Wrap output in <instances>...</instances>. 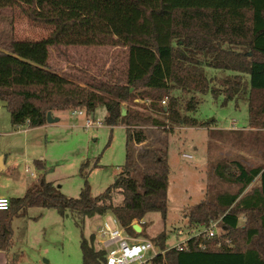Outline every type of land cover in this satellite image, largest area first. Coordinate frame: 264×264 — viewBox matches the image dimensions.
<instances>
[{
  "label": "trees",
  "instance_id": "obj_1",
  "mask_svg": "<svg viewBox=\"0 0 264 264\" xmlns=\"http://www.w3.org/2000/svg\"><path fill=\"white\" fill-rule=\"evenodd\" d=\"M24 20L34 34L18 39L15 25ZM0 34L5 35L0 99L13 126H42L48 112L90 113L103 106L104 123L124 125L127 136L126 160L104 192L92 195L85 180L80 195L70 197L41 172L23 196L9 198L10 207L0 210L1 250L13 244V219L31 207L73 214L80 228L86 219L110 213L127 234L148 238L146 215L167 214L169 134L177 125L202 124L194 116L198 94L210 92L224 104L246 102L248 127H264V0H0ZM71 47L119 48L124 62L116 70L61 74L50 64L48 50L64 56ZM38 50L45 51L37 55ZM201 66L221 74L208 77ZM152 128L164 136L153 138ZM216 132L247 138L264 152L261 130ZM145 142L136 152L135 146ZM86 166L81 167L85 177ZM35 167L45 170V163L36 160ZM210 168L216 181L235 189L208 183L203 199L185 208V217L199 229L218 220L221 235L202 233L186 239L182 249H167L162 232L149 238L160 250L148 264H264V163L248 166L239 158L218 157ZM134 223L141 225L140 232ZM96 241L94 233L81 234L82 264H107V251Z\"/></svg>",
  "mask_w": 264,
  "mask_h": 264
},
{
  "label": "rangeland",
  "instance_id": "obj_2",
  "mask_svg": "<svg viewBox=\"0 0 264 264\" xmlns=\"http://www.w3.org/2000/svg\"><path fill=\"white\" fill-rule=\"evenodd\" d=\"M15 33L18 39L34 34L25 20L16 23ZM4 37V34H0V39ZM43 51L38 50L36 53L38 55ZM49 51L50 64L65 75L78 74L82 68L92 71L99 68L104 71L116 70L124 62L123 51L119 48L71 47L64 56H58L54 50ZM24 55L20 52L18 56L25 59ZM197 56L200 58L203 54L198 53ZM200 72L208 77L221 74L210 66H201ZM197 97L200 103L194 116L202 124L177 125L169 134L168 160L171 173L166 218L156 211L148 213L144 219L148 239L166 232L167 246L183 241L199 229L189 226L185 208L203 199L208 183L218 188L235 189V186L216 181L210 172V161L227 157L239 158L248 166L264 163V152L261 153L257 145L248 144L247 138L239 141L236 135L229 133L217 136V129L240 132V129L245 128L264 132V127H248L246 102H240L238 106L234 101L224 104L223 98H214L210 92L198 94ZM54 116L60 118L59 121L36 127L25 124L17 129L11 123L5 102L0 101V154L3 152L6 156L5 168L0 169L1 195L23 196L26 188L38 183L30 176L33 171L38 174V179L39 174L44 172L45 180L53 182L70 197L80 195L85 180L94 196L104 192L114 182L126 160L125 126L105 124L106 109L103 106H98L90 113L84 112L82 116L72 114L71 110L54 112ZM87 119L102 125L86 128ZM152 129L153 138L164 136L161 129ZM13 131L14 134H8ZM146 144H137L134 149L136 152L141 151ZM183 154L192 157L187 158ZM36 160L45 163V170L35 167ZM83 163L87 164L86 177L81 174ZM97 220L86 219L80 228L73 214L62 215L54 208H29L25 216L12 221L14 235L10 248L11 264H82V233L87 238L94 233L96 247L102 248L96 232L99 225ZM241 221L243 223V218ZM178 230L184 233L177 235ZM155 250H160L157 245Z\"/></svg>",
  "mask_w": 264,
  "mask_h": 264
},
{
  "label": "built area",
  "instance_id": "obj_3",
  "mask_svg": "<svg viewBox=\"0 0 264 264\" xmlns=\"http://www.w3.org/2000/svg\"><path fill=\"white\" fill-rule=\"evenodd\" d=\"M167 97L162 100L165 104ZM148 103L149 100H146ZM83 109H74L72 114L84 115ZM234 124V122H233ZM102 123L95 122L87 119L85 122L86 128L99 127ZM184 157L191 158L192 155L184 154ZM35 176V173H31ZM10 207V199L7 196H0V210H7ZM219 221H212L209 227L199 229L197 232L189 234L183 241L176 243L172 246H167V249L176 247L182 249L186 239L201 235L204 233L206 238H212L218 234ZM98 240L101 242L102 247L106 249V263L107 264H148L150 259L158 252L155 250V245L151 239L136 238L127 234L120 226L118 220L113 217L111 221H103L96 227ZM184 233L182 230L177 231V235ZM153 252L152 254H149Z\"/></svg>",
  "mask_w": 264,
  "mask_h": 264
},
{
  "label": "crops",
  "instance_id": "obj_4",
  "mask_svg": "<svg viewBox=\"0 0 264 264\" xmlns=\"http://www.w3.org/2000/svg\"><path fill=\"white\" fill-rule=\"evenodd\" d=\"M2 99H0V101H1ZM137 100H139V99H137ZM140 101V100H139ZM3 102H5L4 100H3ZM6 105V104H5ZM82 116V115H81ZM60 119V118H59ZM55 123V122H54ZM47 124H52V123H46L44 126H46ZM22 126L23 125H19V126H15L17 129H20V128H22ZM32 129V128H31ZM18 131V130H17ZM15 132H16V130H15ZM8 134L9 135H11V134H14V131L13 132H8ZM183 156H184V154H183ZM0 157H1V161H2V164L4 165V167H0V169H4L5 168V161H4V157H6L5 156V154H3V152H2V154H0ZM34 172V171H33ZM32 173V172H31ZM30 173V176H31V178L33 179V180H39L38 179V174L36 173V172H34L35 173V176H33L32 174ZM30 187H28V188H26V190H25V192L29 189ZM25 194V193H24ZM0 196H3V195H1L0 194ZM9 198H11V197H13V196H8ZM113 215L112 214H107V215H104V216H96V217H94V218H96V219H98L97 221L99 222V224L101 223V222H103V221H111L112 219H113ZM16 218V217H15ZM94 218H92V219H94ZM193 230H195V229H193ZM136 238H144V237H136ZM11 251H10V249L9 250H1L0 249V264H11Z\"/></svg>",
  "mask_w": 264,
  "mask_h": 264
},
{
  "label": "water",
  "instance_id": "obj_5",
  "mask_svg": "<svg viewBox=\"0 0 264 264\" xmlns=\"http://www.w3.org/2000/svg\"><path fill=\"white\" fill-rule=\"evenodd\" d=\"M125 113H126V109L124 108L123 109V114H125ZM57 121H59V118L56 117V116H53L51 112H48V114H47V122L48 123H54V122H57ZM0 167H4V165L2 164V161H1V157H0ZM133 227L136 230V232H140L141 229H142V227H141V225L139 223H134Z\"/></svg>",
  "mask_w": 264,
  "mask_h": 264
}]
</instances>
